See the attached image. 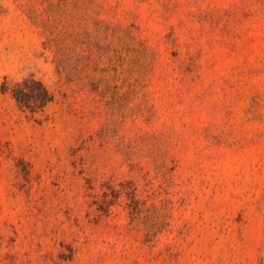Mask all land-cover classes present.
<instances>
[{
	"label": "rangeland",
	"instance_id": "1",
	"mask_svg": "<svg viewBox=\"0 0 264 264\" xmlns=\"http://www.w3.org/2000/svg\"><path fill=\"white\" fill-rule=\"evenodd\" d=\"M0 264H264V0H0Z\"/></svg>",
	"mask_w": 264,
	"mask_h": 264
},
{
	"label": "trees",
	"instance_id": "2",
	"mask_svg": "<svg viewBox=\"0 0 264 264\" xmlns=\"http://www.w3.org/2000/svg\"><path fill=\"white\" fill-rule=\"evenodd\" d=\"M13 96L22 108L30 112L42 110L52 102V95L44 85L34 79H27L13 89Z\"/></svg>",
	"mask_w": 264,
	"mask_h": 264
}]
</instances>
